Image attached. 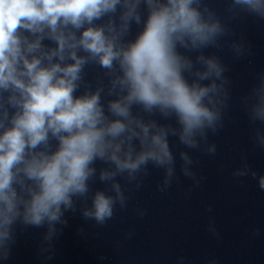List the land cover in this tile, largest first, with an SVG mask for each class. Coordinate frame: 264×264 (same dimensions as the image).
Returning a JSON list of instances; mask_svg holds the SVG:
<instances>
[{
  "label": "clouds",
  "instance_id": "9594fccd",
  "mask_svg": "<svg viewBox=\"0 0 264 264\" xmlns=\"http://www.w3.org/2000/svg\"><path fill=\"white\" fill-rule=\"evenodd\" d=\"M224 13L209 0H0V264L18 230L43 229L36 257L47 264L66 214L106 226L149 166L163 170L156 187L166 193L179 182L177 155L192 181L185 197L200 187V160L190 152L216 154L209 135L225 127L232 101L229 66L205 50L252 56L244 35L229 39L232 22L264 21V0H226ZM88 68L98 70L93 79ZM240 104L253 147L264 150V70ZM241 161L233 177L251 176L264 191V174ZM97 180L103 189L93 190ZM208 231L219 237L211 220ZM77 234L88 235L83 227Z\"/></svg>",
  "mask_w": 264,
  "mask_h": 264
}]
</instances>
